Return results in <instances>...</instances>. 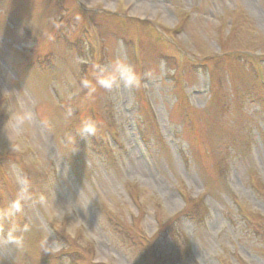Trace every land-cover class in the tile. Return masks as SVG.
Returning a JSON list of instances; mask_svg holds the SVG:
<instances>
[{"label": "rangeland", "instance_id": "rangeland-1", "mask_svg": "<svg viewBox=\"0 0 264 264\" xmlns=\"http://www.w3.org/2000/svg\"><path fill=\"white\" fill-rule=\"evenodd\" d=\"M262 79L264 0H0V264H264Z\"/></svg>", "mask_w": 264, "mask_h": 264}, {"label": "clouds", "instance_id": "clouds-1", "mask_svg": "<svg viewBox=\"0 0 264 264\" xmlns=\"http://www.w3.org/2000/svg\"><path fill=\"white\" fill-rule=\"evenodd\" d=\"M96 67L98 68V73L95 77V85H98L105 90H112L113 88L118 87L121 81L125 87H134L139 83V79L132 66L121 59H117L111 68H106L99 65ZM83 83L84 87L90 88L91 91L96 90L95 86L92 85L90 81L85 80ZM95 132L96 125L94 122L91 120L82 121L81 127L79 129V135L81 138L94 135ZM15 207L17 210H19L20 206L17 203ZM45 250H48L47 247H45Z\"/></svg>", "mask_w": 264, "mask_h": 264}]
</instances>
